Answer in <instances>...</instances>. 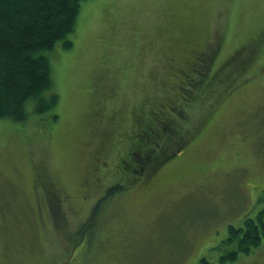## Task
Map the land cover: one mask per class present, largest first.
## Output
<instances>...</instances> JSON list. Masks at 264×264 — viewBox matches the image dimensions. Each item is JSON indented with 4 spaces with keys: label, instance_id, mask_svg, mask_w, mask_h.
<instances>
[{
    "label": "rangeland",
    "instance_id": "rangeland-1",
    "mask_svg": "<svg viewBox=\"0 0 264 264\" xmlns=\"http://www.w3.org/2000/svg\"><path fill=\"white\" fill-rule=\"evenodd\" d=\"M69 38L0 119V264H264L225 242L264 209V0H86Z\"/></svg>",
    "mask_w": 264,
    "mask_h": 264
},
{
    "label": "trees",
    "instance_id": "trees-1",
    "mask_svg": "<svg viewBox=\"0 0 264 264\" xmlns=\"http://www.w3.org/2000/svg\"><path fill=\"white\" fill-rule=\"evenodd\" d=\"M84 1L0 0V119L25 120L31 101L40 112L58 102L55 91L46 94L53 85L49 54L55 52L59 42L65 49L73 47L69 35L76 28ZM123 188L122 184L114 185L109 195ZM99 205L94 207L92 220ZM263 239L264 209L239 226L230 224L225 242L235 248L226 257L234 260L240 252L249 253Z\"/></svg>",
    "mask_w": 264,
    "mask_h": 264
},
{
    "label": "flooded vegetation",
    "instance_id": "flooded-vegetation-1",
    "mask_svg": "<svg viewBox=\"0 0 264 264\" xmlns=\"http://www.w3.org/2000/svg\"><path fill=\"white\" fill-rule=\"evenodd\" d=\"M144 168V166H142Z\"/></svg>",
    "mask_w": 264,
    "mask_h": 264
}]
</instances>
